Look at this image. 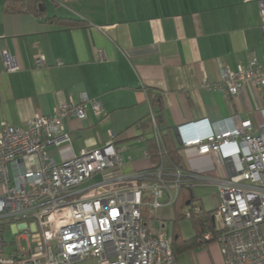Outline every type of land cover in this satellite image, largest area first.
<instances>
[{
    "label": "crops",
    "instance_id": "crops-1",
    "mask_svg": "<svg viewBox=\"0 0 264 264\" xmlns=\"http://www.w3.org/2000/svg\"><path fill=\"white\" fill-rule=\"evenodd\" d=\"M259 1L45 0V13L37 17L5 13V2L0 0V122L26 127L36 114L50 115L59 104L79 103L85 93L101 102V112L87 104L85 119L67 117L64 125L71 142L60 149L48 148L50 154L59 163L82 149L103 146L112 131L115 143L123 146L125 174L150 166L145 156L149 129L142 123L154 110L151 97L160 100L155 107L161 130L169 132L178 146L204 135L207 122L229 116L257 128L264 120L260 111L264 86L247 83L231 97L213 85L220 66H246L252 56L264 63ZM50 17L56 18L49 21ZM69 19L83 24L63 23ZM98 52L103 59H98ZM40 54L45 65L38 67L35 58ZM6 63L18 69H8ZM179 154L183 168L194 175L229 173V164L218 153L180 147ZM94 178L82 187L100 182L102 175L88 180ZM205 185L212 186L196 183L192 188ZM196 199L205 211L215 210L219 203L217 194L213 199ZM160 201L163 205L154 210L145 208V224L153 234L171 239L174 206L166 194ZM177 226L182 239L194 235L193 229ZM19 246L24 249L26 244ZM176 260L177 264H224L214 241L180 253Z\"/></svg>",
    "mask_w": 264,
    "mask_h": 264
},
{
    "label": "built area",
    "instance_id": "built-area-1",
    "mask_svg": "<svg viewBox=\"0 0 264 264\" xmlns=\"http://www.w3.org/2000/svg\"><path fill=\"white\" fill-rule=\"evenodd\" d=\"M258 6L264 19V0ZM97 57L104 56L98 52ZM35 65H45L43 55L36 56ZM247 83L264 86V63L255 56L246 66H220L213 88L233 97ZM87 104L97 114L102 110L100 101L82 93L79 103L59 104L50 115L36 114L26 127L1 120L0 264H75L91 258L96 264H177L170 238L153 234L142 216L143 209L162 206L165 194L173 203L183 183L216 188L219 203L212 212L213 231L201 238L219 245L224 264H264L260 229L264 222V120L257 128L235 116L212 120L206 123L204 135L180 142L181 148L193 147L200 154H220L229 164L227 175L197 176L183 167L169 169L161 160L152 161L147 151L150 166L125 174L123 146L115 143L112 131L103 146L82 149L59 163L50 154L48 148L70 144L64 120L85 119ZM260 111L264 113V108ZM149 119L159 154H164L153 110ZM97 173L102 175L100 182L82 187ZM189 207L184 208L187 216ZM7 226H17L15 248L9 252L4 240ZM20 238L25 239L24 249Z\"/></svg>",
    "mask_w": 264,
    "mask_h": 264
},
{
    "label": "trees",
    "instance_id": "trees-1",
    "mask_svg": "<svg viewBox=\"0 0 264 264\" xmlns=\"http://www.w3.org/2000/svg\"><path fill=\"white\" fill-rule=\"evenodd\" d=\"M45 0H4L5 4L3 6V10L5 13H33L37 17L44 15L45 13ZM56 17H52L54 19ZM51 17L48 18L49 21L52 20ZM57 20V19H56ZM58 21H61L58 19ZM63 23L77 26L83 24L79 20L69 19L68 21H63ZM151 105L154 108L153 113L158 125V128L162 132V140L165 148L164 154H159V150L155 141V138L152 135V124L151 120L147 118L143 123L144 128H148L149 136L146 139V151L150 157V159L154 162L161 160L162 163L166 166V168H171L172 166L183 167L181 158H180V146L176 145L172 135L169 132H163L159 125V115L158 109H156V105L159 106L160 100L158 97H151L150 99ZM193 184L192 183H183L181 184L177 196L172 203L174 206V230L172 238L170 239L172 253L175 257L178 254L183 253L187 250L205 246L207 243L212 240H203L201 238L202 234L206 231H213V223H212V212L213 211H205L203 210L198 203H196L197 199L193 194ZM195 204L198 209H194L193 205ZM192 205V206H191ZM185 206L189 207V215L187 216L184 212ZM143 221L145 223L147 219V215L143 212ZM187 218L191 221L192 229L194 231V235L189 239H182L179 233V229L177 226V222L182 219Z\"/></svg>",
    "mask_w": 264,
    "mask_h": 264
},
{
    "label": "rangeland",
    "instance_id": "rangeland-1",
    "mask_svg": "<svg viewBox=\"0 0 264 264\" xmlns=\"http://www.w3.org/2000/svg\"><path fill=\"white\" fill-rule=\"evenodd\" d=\"M95 179H97V178L85 181L82 184V186L89 185L90 183L94 182ZM193 194H194L195 198L201 197V198L213 199L214 194H216V189H215V187L213 185L212 186L211 185L195 186L193 188ZM146 209H148V208H146ZM148 211H150V209H148ZM143 212H145V209H143ZM20 223L21 222H18V225ZM177 224L182 225V226H186L188 228V230H192L191 221L189 219H187V218L180 219L177 222ZM260 229H261L262 234H264V222L260 225ZM20 232H22V230H20ZM4 239L8 242L5 245V252H9L10 249L14 245V244H11V240L16 239L15 234H13V232H12V227L11 226H7V228H6L5 232H4ZM18 242L20 243V245L22 247H24V245L26 244L24 238L18 239ZM75 264H96V260L91 258V259H87L85 261H81V262H78V263H75Z\"/></svg>",
    "mask_w": 264,
    "mask_h": 264
},
{
    "label": "water",
    "instance_id": "water-1",
    "mask_svg": "<svg viewBox=\"0 0 264 264\" xmlns=\"http://www.w3.org/2000/svg\"><path fill=\"white\" fill-rule=\"evenodd\" d=\"M175 133H176V136H178V137L180 136L179 133H178V128L176 129V132ZM211 219H212V217H211ZM212 221H213V219H212Z\"/></svg>",
    "mask_w": 264,
    "mask_h": 264
},
{
    "label": "clouds",
    "instance_id": "clouds-1",
    "mask_svg": "<svg viewBox=\"0 0 264 264\" xmlns=\"http://www.w3.org/2000/svg\"><path fill=\"white\" fill-rule=\"evenodd\" d=\"M178 133H179V128H178Z\"/></svg>",
    "mask_w": 264,
    "mask_h": 264
}]
</instances>
